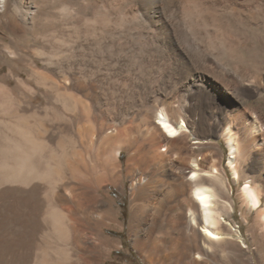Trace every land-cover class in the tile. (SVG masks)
<instances>
[{"label": "bare ground", "instance_id": "obj_1", "mask_svg": "<svg viewBox=\"0 0 264 264\" xmlns=\"http://www.w3.org/2000/svg\"><path fill=\"white\" fill-rule=\"evenodd\" d=\"M261 88L264 0H0L7 260L115 263L123 245L107 230L126 223L145 264H166L144 232L163 221L218 249L231 184L217 153L195 146L224 138L232 179L253 156L264 180V110L244 102L262 105ZM252 179L241 193L264 229V182ZM178 259L204 263L199 251Z\"/></svg>", "mask_w": 264, "mask_h": 264}, {"label": "rangeland", "instance_id": "obj_2", "mask_svg": "<svg viewBox=\"0 0 264 264\" xmlns=\"http://www.w3.org/2000/svg\"><path fill=\"white\" fill-rule=\"evenodd\" d=\"M261 93H264V88H261ZM257 100V96L244 98V102L248 106L259 105L264 110V103L262 105L258 104L256 103ZM39 104L43 106L45 105V101L40 100ZM190 140L191 143L194 139L191 138ZM206 142L209 143L204 146H195L196 153L206 151L216 152L218 157L221 158V165L225 169L231 184V193L228 195V199L233 209L224 213L223 217L228 224L223 223L222 226L225 232L230 233L231 238L224 243L217 244L218 249L207 252L204 249L203 238L197 228H193L186 221L176 225H170L163 221L154 228V233L150 237H148V228L145 226L146 251H149V248L154 246L157 255L170 256L166 264H190V262L187 263L178 258L184 254L192 258L197 251L203 254V264H264V229L258 217V211L251 210L248 207L241 193V189L247 178L250 180L253 178V182H262V184L264 182V180L260 181L259 176H257L259 173L256 169V157H250L241 166L239 169L240 176L235 181L232 179L226 166L230 155L227 142L224 138H212L208 141L206 140ZM113 194L117 199L118 207H120V210L123 208V215L127 217L126 204L121 200L122 198L127 202V196L116 189L113 190ZM262 201L264 203V194ZM107 233L119 239L123 247L113 252L112 257L115 263L112 262V259H109L106 264H122L125 262H131L130 264H145L141 256L131 246L126 223L123 230H107ZM193 242L196 243V250L189 248ZM6 257L7 251L0 247V264H9L10 261ZM15 262L11 261L10 264H18Z\"/></svg>", "mask_w": 264, "mask_h": 264}, {"label": "snow or ice", "instance_id": "obj_3", "mask_svg": "<svg viewBox=\"0 0 264 264\" xmlns=\"http://www.w3.org/2000/svg\"><path fill=\"white\" fill-rule=\"evenodd\" d=\"M165 127H167V126H165Z\"/></svg>", "mask_w": 264, "mask_h": 264}]
</instances>
